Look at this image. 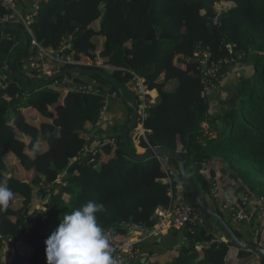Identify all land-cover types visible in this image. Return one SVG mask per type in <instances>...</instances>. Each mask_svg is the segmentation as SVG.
Returning <instances> with one entry per match:
<instances>
[{"label": "trees", "instance_id": "1", "mask_svg": "<svg viewBox=\"0 0 264 264\" xmlns=\"http://www.w3.org/2000/svg\"><path fill=\"white\" fill-rule=\"evenodd\" d=\"M225 4L227 10L216 9ZM4 14L0 0V18ZM31 28L33 37L27 36L8 60L9 70L22 74L26 86L4 72L18 34L0 33V184L14 193L8 208L0 210V250L10 241L11 264H46V239L64 215L88 201L104 205V211L97 214L98 223L115 236H123L122 224L152 227L156 211L172 202L168 175L158 161L128 155L122 137L126 125L109 133L115 137V146L97 148L101 138L94 142V137L100 132L91 133L106 105L102 90L82 94L52 84L29 89L39 82L30 80L22 65L31 54L33 39L48 50H58L65 42L69 46L66 53L74 60L91 58L100 66L113 67L97 71L108 74L121 91L97 74L87 76L88 83L108 85L109 95H118L131 108L138 101L132 74L144 78L157 93L158 102L142 124L145 136L137 142L144 153H136L130 137L138 122L128 133L133 155L140 157L161 148L182 156L186 177L212 211L215 202L209 195L210 184L201 173L210 160L226 163L222 169L242 184V194L264 203V56L258 54L264 53V0H41ZM151 30L156 36L145 41ZM6 34L11 39L2 37ZM198 43L208 50V64L231 60L240 52L255 54L223 64L212 80L215 89L205 92L203 66L192 56ZM248 62L252 76L213 114L216 96H211L221 76L230 67ZM86 147L94 153L84 154ZM168 159L177 169V162ZM14 166L21 167L24 179L9 176ZM177 173L186 200L204 218ZM63 174L66 185L54 192ZM35 202L44 210L36 209ZM258 210L264 214V209ZM246 214V224L253 226L249 220L253 214ZM204 219L206 228L188 231V245L183 244L164 264H264L257 252L237 249L228 239L221 241L220 235L209 230L217 228L212 224L215 218ZM256 238L250 243L264 249V231ZM253 256L252 263L241 262Z\"/></svg>", "mask_w": 264, "mask_h": 264}, {"label": "built area", "instance_id": "2", "mask_svg": "<svg viewBox=\"0 0 264 264\" xmlns=\"http://www.w3.org/2000/svg\"><path fill=\"white\" fill-rule=\"evenodd\" d=\"M41 0H24L20 3L16 0H1L5 14L0 18V25H18L23 29L26 36L33 37L32 24L35 21V17L39 11ZM3 38L11 39V35H2ZM69 46L64 42L61 44L58 50H48L43 48L34 39L31 42L30 49L31 54L23 60V72L26 76L32 80L36 79L39 82L45 81L51 78L54 74L65 70L67 68H81L97 71L98 68H102L105 71L113 69L111 66H100L99 62L95 59L87 58L83 61H77L72 56L66 53ZM255 53L248 51L236 53L234 58L231 60H221L217 63L208 64L209 53L206 48H203L200 43L196 44L193 49L192 56L197 59V63L203 66L201 70L203 76V82L205 83L204 91L207 92L211 89H215L212 82L216 75L220 72L223 64L232 63L234 61H242L247 56H251ZM264 56V53H258ZM100 72V71H99ZM132 82L135 89V95L137 101V128L134 139L136 143L139 139L145 136V130L143 128V121L148 117L149 112L156 106L157 93L150 90L146 84L144 78L138 75L132 74ZM52 86L68 91H75L82 94H99L100 90L103 91L101 94L103 97L109 96L110 87L104 83L94 82L88 83L80 79V75L63 76L53 81ZM154 95H153V94ZM116 95V94H112ZM105 108L103 109L98 125L104 115ZM115 137L106 136L101 138V141L97 144V148L106 146H115ZM85 153H94V150L85 148ZM83 154V155H84ZM155 159L158 161L161 170L168 175L169 183V195L172 199L171 205L166 209L156 211V221L152 227H146L143 225L122 224L120 227L123 229V236L117 235L113 230L107 232L110 233L111 243L114 248V257L122 262V264H132L139 262V249L138 245L147 239L157 238L169 231H180L181 229H196L197 227H205V219L199 215L195 206L186 202L183 185H181L174 176L170 169V161L166 156H157ZM58 181V180H57ZM56 181V183H58ZM210 184L209 195L211 199L219 204L220 208L229 212L234 222H245L247 221L246 215H243V211L238 212L234 206V199L229 196L221 188V180L218 176H213L208 180ZM49 188V187H48ZM258 205L261 210L264 209L263 201L258 200ZM264 231V220L262 225L258 229H251V232L255 237ZM130 236V237H128ZM10 241H8L9 243Z\"/></svg>", "mask_w": 264, "mask_h": 264}, {"label": "crops", "instance_id": "3", "mask_svg": "<svg viewBox=\"0 0 264 264\" xmlns=\"http://www.w3.org/2000/svg\"><path fill=\"white\" fill-rule=\"evenodd\" d=\"M250 63L238 64L230 67V69L219 79V88L213 92L211 98L215 94L216 101L213 102L211 112L216 114L221 110V106L224 102H226V98L229 95L236 94V90H238V86L241 82L252 76V70L250 69ZM80 79L85 82H90L89 77L80 76ZM219 90V91H218ZM220 93L218 95V92ZM158 100H156V103ZM132 115V108L125 103V101L119 97L118 95H109L106 97V105L105 112L101 122L96 125V127L92 130L91 135H94L96 132H100L95 134L94 142H96L99 138H103L109 133L111 134L112 129L119 128L120 126H127ZM137 123V122H136ZM137 128V127H136ZM118 130V129H117ZM135 133H131L130 137L133 138L134 148L136 149L137 154H142L144 151L140 149L134 139ZM224 164L219 160H210L202 170V176L204 180L208 182L211 175H216L221 180V188L226 192L229 196L234 199V206L238 212L243 211V215L249 213L252 215L250 217V224L253 226L247 225L245 222H234L229 212L220 208L219 204L215 203L214 211L220 220L213 219L212 224L218 225L223 222L227 225L233 232L238 233L241 236V241L244 243H250V241L254 240V235L251 232L253 227H261L262 222L264 220V214L260 212L258 200L251 198V196L245 197L240 190L242 184L238 181H235L229 171H224L222 169ZM170 169L173 172L174 176L177 179V170L174 165H170ZM213 175V176H214ZM59 187V186H58ZM186 199V198H185ZM186 202H190V200H186ZM36 206H39L35 202ZM41 207V206H39ZM206 218V217H204ZM207 219V218H206ZM32 225V224H31ZM208 228V227H207ZM209 229L212 233L216 235H220L221 241H224L226 238L224 236V231H220L219 229ZM190 232V230L184 228L180 231H169L166 234H163L157 238L147 239L138 245L140 257L138 264H164L168 263L171 259H173L177 255V251L184 245H188L186 234ZM227 240V239H226ZM6 242V244L0 250V264H11L13 261V249L12 246ZM251 244V243H250ZM236 248V247H235ZM235 248H232L235 252Z\"/></svg>", "mask_w": 264, "mask_h": 264}, {"label": "clouds", "instance_id": "4", "mask_svg": "<svg viewBox=\"0 0 264 264\" xmlns=\"http://www.w3.org/2000/svg\"><path fill=\"white\" fill-rule=\"evenodd\" d=\"M14 193L0 184V210L7 209ZM102 203L88 201L64 215L45 241L46 264H122L113 253L110 233L98 223Z\"/></svg>", "mask_w": 264, "mask_h": 264}, {"label": "water", "instance_id": "5", "mask_svg": "<svg viewBox=\"0 0 264 264\" xmlns=\"http://www.w3.org/2000/svg\"><path fill=\"white\" fill-rule=\"evenodd\" d=\"M8 31L17 33L18 34V40L14 44V46L12 47L9 54L7 55V58L4 62V72L8 75L9 78L15 79L22 86H26L25 78L22 74L13 73L9 70L8 60H9L13 50L17 46H19L21 44L24 45L26 43L27 36L23 32V29L18 25H15V24L5 25V26L0 25V33L8 32ZM155 36H156V34H155L154 30H151L150 33L146 36L145 41L152 40ZM92 74L99 75L105 82H107L115 90L121 91V86L115 80H113L108 74L102 73L99 71H94V70H89V69H81V68H67L65 70H62V71L54 74L51 78H49L45 81H42V82H38L36 85H33L29 89L30 90L40 89L46 85L51 84L56 79H59V78L66 76V75L90 76ZM235 92L237 93V90ZM130 95H132L131 92L128 93V96H130ZM137 118H138L137 108L133 107L130 121H129L128 125L122 130L123 143H124V147H125L128 155L130 157H132L134 159H138V160H144L147 158H155L157 156H166V157H169V158L173 159L174 161H176L179 174L181 175V177L183 179V183L185 184L187 190L191 194V197L193 198V200L195 201V203L199 207L203 216L206 217L208 220H210L212 218L220 220V218L215 213H213L211 211L205 197L194 187L193 183L186 177L185 171H184V158L182 156H180L179 154L169 152L166 149H161V148L151 149V150L147 151L143 156H140V157L133 155V153L131 152V150L129 148L128 133L135 127L136 122H137ZM227 166L228 165L226 163H224V167H227ZM218 226L223 229L225 238L230 240L231 242H233L237 249H241V250L249 249V250H252L254 252H257L258 254H260L264 258V249H261L254 244L242 242L240 239H238L234 235L233 231L227 225H225L223 222L220 221Z\"/></svg>", "mask_w": 264, "mask_h": 264}, {"label": "rangeland", "instance_id": "6", "mask_svg": "<svg viewBox=\"0 0 264 264\" xmlns=\"http://www.w3.org/2000/svg\"><path fill=\"white\" fill-rule=\"evenodd\" d=\"M228 8H229V5H228V4H225V5H223V6H218L216 9H217L218 11H220L221 9H222V10H227ZM29 79H30V78H29ZM30 80H31V79H30ZM38 146H40V144H39ZM9 161H10V163L14 162L13 159H10ZM9 170H10V173H9V176H10V177H14V178H17V179H24L23 170L21 169L20 166H14V167H12V168H9ZM65 176H66V175L63 174V175L58 179V181H57L58 183L55 184L56 187H55L54 192H59V191H61L62 188L60 189V188H58V186H59V187H60V186L64 187V186L66 185V182H64V181L62 182V179H63ZM62 183H63V184H62ZM36 209L44 210V208L39 207V206H37ZM34 219H35V218H34ZM128 237H130V236H128ZM254 240L257 241V238L254 237ZM261 241H262V240H261ZM255 258H257V256H255ZM253 259H254V256H253V258L248 257V258L242 259L241 262L244 263V262H250V261H251V263H252ZM137 263H138V262H137ZM253 264H254V263H253Z\"/></svg>", "mask_w": 264, "mask_h": 264}]
</instances>
